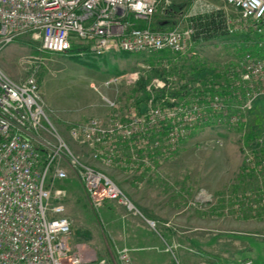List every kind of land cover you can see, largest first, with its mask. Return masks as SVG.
<instances>
[{
	"label": "built area",
	"instance_id": "obj_1",
	"mask_svg": "<svg viewBox=\"0 0 264 264\" xmlns=\"http://www.w3.org/2000/svg\"><path fill=\"white\" fill-rule=\"evenodd\" d=\"M190 1L195 9L204 8L192 17L220 11L230 35L239 32L240 65L225 81L195 85L171 72L156 81L153 100L143 110H122L103 97L108 115L69 130L92 161L124 164L132 174L141 173L175 153L197 127L241 125L264 98V0H220L222 7ZM171 6L170 0H0V51L29 36L48 52L76 49L80 57L145 53L168 68L171 58L197 54L190 20L185 28L157 26ZM137 79L135 74L132 80ZM119 81L114 77L106 85ZM39 90L34 78L16 82L0 67V264H86L70 245L73 223L62 202L66 193L54 187L68 179V168L77 170L95 206L113 201L129 212L138 210L110 176L71 152L47 118ZM119 258L121 264H134L127 251Z\"/></svg>",
	"mask_w": 264,
	"mask_h": 264
},
{
	"label": "rangeland",
	"instance_id": "obj_2",
	"mask_svg": "<svg viewBox=\"0 0 264 264\" xmlns=\"http://www.w3.org/2000/svg\"><path fill=\"white\" fill-rule=\"evenodd\" d=\"M170 1L180 11L171 18L167 25L169 28H185L194 11L204 10L199 7L196 10L190 0ZM205 3L224 6L220 0H206ZM227 12L234 13L229 7ZM238 33L197 43L194 58H171L172 63L168 68L160 66V60L155 56L152 57L158 60L157 63L150 64L148 59L151 55L145 53L86 54L80 57L76 49L69 53L48 52L41 49L39 40L24 36L1 49L0 67L16 82L30 78L37 81L40 104L47 118L71 152L93 165L88 149L74 141L69 130L76 123L91 117L108 115L110 108L103 97L115 102L122 110H143L153 100L156 81L171 72L179 73L190 85L209 80L225 81L230 70L240 65L242 51L238 41L242 37L236 35ZM135 74L138 79L133 81ZM114 77H121L122 81L107 86L106 82ZM263 104L264 101L254 105L241 125L197 127L175 153L154 160L153 166L144 168L141 173L135 171L132 174L127 166L117 163H99L103 167L95 168L110 176L147 218L144 203V200L147 201L146 179L149 173L163 171L167 178L159 179V183H156L159 193L181 186L202 189L207 194L200 207L208 208L211 205V208L222 211L220 215L224 217L218 216V223L229 220L235 228H248L254 237L264 236V150L260 152L263 141L249 139L253 129L256 128V133L262 128L261 125L264 126V109L258 111ZM258 143L261 145L255 152V144ZM47 154L48 151H45L44 155ZM54 187L66 193L62 202L73 223L71 240L74 243L84 241L90 249L86 251V256L95 255L97 262L105 259L113 264H121L116 251L133 243L128 238L124 239L122 234L135 222L133 213L139 211L129 212L118 205L120 208L112 210L115 217L106 220V223L100 212L104 203L95 206L90 201L77 170L74 172L68 168V179L56 181ZM225 195L230 198L228 201L222 199ZM110 224L111 232L108 231Z\"/></svg>",
	"mask_w": 264,
	"mask_h": 264
},
{
	"label": "crops",
	"instance_id": "obj_3",
	"mask_svg": "<svg viewBox=\"0 0 264 264\" xmlns=\"http://www.w3.org/2000/svg\"><path fill=\"white\" fill-rule=\"evenodd\" d=\"M172 17L163 18L160 25L169 28L167 25ZM93 166L103 167L98 162H93ZM153 173H149L146 179L147 201L144 200L149 218L139 210L133 213L135 222L130 224L127 233L122 234L124 239L128 238L133 243L120 247L116 251L118 257L126 250L134 264H238L251 258L255 259H251L255 264H264V236L254 237L248 228H235L229 220L218 223V216L224 217L220 215L222 211L211 208V205L208 208L200 207L204 203V193L207 194L202 189L181 186L159 193L156 183L167 177L163 171ZM222 199L228 201L230 198L225 195ZM116 207L119 206L113 201H105L100 207L105 221L115 217L112 210ZM149 221L154 222L155 226ZM110 227L111 224L109 232ZM71 235L72 249L80 252L86 264H95V255L86 256V251L90 249L85 242L74 243Z\"/></svg>",
	"mask_w": 264,
	"mask_h": 264
},
{
	"label": "trees",
	"instance_id": "obj_4",
	"mask_svg": "<svg viewBox=\"0 0 264 264\" xmlns=\"http://www.w3.org/2000/svg\"><path fill=\"white\" fill-rule=\"evenodd\" d=\"M179 11H180L179 7H176L173 3L171 6V12L168 14V17L176 16V14H179ZM190 22L192 23V25L195 29L194 40L197 43L207 42V41L212 40V39L217 38V37L230 35L229 31L227 30V26H226L225 19H224V14L220 11L214 12L211 14L194 16L190 19ZM75 52H77V50H75ZM157 59H160V58L157 57ZM148 61L150 64H153V63H157L158 60H155L154 57L151 56L148 59ZM262 101H264V98L257 101L256 104H258L259 102H262ZM259 107H258V111L263 110L264 104L262 107H260V108ZM261 126H262V128H259V130L256 133H255L256 128L253 129V131L251 132V135L249 136L250 140L251 139L252 140L261 139L263 141L262 146H261L262 148L260 149V152H262L264 150V147H263L264 146V128H263L264 126L263 125H261ZM255 145H256L255 146V152H256L257 147H259L261 145V143H258Z\"/></svg>",
	"mask_w": 264,
	"mask_h": 264
}]
</instances>
